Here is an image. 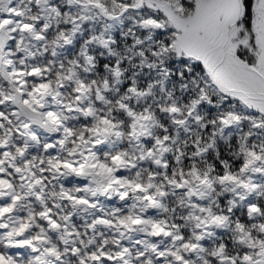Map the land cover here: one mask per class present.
<instances>
[{"label":"snow or ice","instance_id":"obj_1","mask_svg":"<svg viewBox=\"0 0 264 264\" xmlns=\"http://www.w3.org/2000/svg\"><path fill=\"white\" fill-rule=\"evenodd\" d=\"M0 264H264V0H0Z\"/></svg>","mask_w":264,"mask_h":264}]
</instances>
